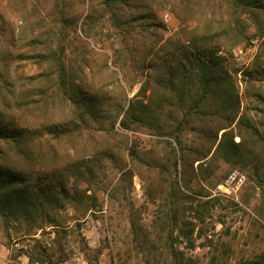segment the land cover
Instances as JSON below:
<instances>
[{"label":"rangeland","instance_id":"1","mask_svg":"<svg viewBox=\"0 0 264 264\" xmlns=\"http://www.w3.org/2000/svg\"><path fill=\"white\" fill-rule=\"evenodd\" d=\"M112 6L110 11L103 0H0V113L32 129L49 124L76 128L59 138L33 135L23 143L24 155L12 143H0V165L32 174L31 184L42 169H58L69 192L99 202L84 214L64 201L56 212L46 207L31 211L32 219L0 213V264H27L17 250L31 246L39 233L25 232L38 224L47 245H62L66 258L60 264H88L89 258L97 264H168L165 214L176 203L174 190L180 217L195 220L191 204L207 208L195 248L174 240L175 248L195 257L196 264L208 263L213 245L228 248L231 264L255 257L264 251V217L258 213L264 211V178L255 174L257 169L264 175V77L254 72L253 62L261 39L241 38L228 49L222 29H231L232 0H118ZM241 18L246 22L243 13ZM245 25L250 35L255 25ZM207 28L219 32V53L238 94L233 140L242 135L246 141L240 145L243 160L235 156L228 162L211 152L201 165H191L197 151L215 147L201 129L211 124L203 112L210 103L192 112L179 141L143 124L126 129L119 121L130 100L146 103L162 93L154 82L140 92L147 74L156 78L150 56L140 59L148 42L155 48L169 43L179 56L192 34ZM61 46L65 65L75 71L73 84L92 96L97 115L58 92L56 67L52 71L44 55L60 52ZM162 63L156 57L154 65ZM173 114L175 121L182 111ZM175 154L183 156L176 158V168ZM199 188L209 195L181 199Z\"/></svg>","mask_w":264,"mask_h":264},{"label":"trees","instance_id":"2","mask_svg":"<svg viewBox=\"0 0 264 264\" xmlns=\"http://www.w3.org/2000/svg\"><path fill=\"white\" fill-rule=\"evenodd\" d=\"M118 0H103L106 8L112 11V5ZM232 24L231 29H222L226 35L228 49L235 48L241 38H258L261 39L258 52L254 57L255 66L254 72L260 73V77H264V0H232ZM242 13L245 16L246 22L241 18ZM66 21V18H63ZM248 26L254 24L255 30L248 35L245 31ZM84 33L87 34L85 28ZM207 28L200 34H192L189 38L188 46L179 56H175L171 50V44L162 43L161 46H156L155 42H148L147 46L142 49V57L146 59L148 56V66L156 71L155 80L152 79L151 72L147 74L140 86V92L152 88V82L157 84L162 93L155 100L150 99L146 103L141 101L130 100L127 108L119 121L121 127L131 129L133 124L147 125L157 131L158 134H172L176 141H179V133L182 131L183 124L188 122V117L192 112H197L203 104L210 103L211 107H206L204 114L209 116V121L206 128H201L207 141H212L214 149L207 148L204 152L197 151V154L192 158L191 165L194 161H202L208 157L215 155L223 158L225 161H235L236 156L243 160V154L240 153V145H244L246 138L241 135L239 141L233 140L232 124L236 119L238 111V94L231 82L230 74L223 63L225 56L220 54L221 44L219 42V32L211 33ZM155 48V49H154ZM60 52L53 50L44 59L51 65L56 67V77L54 82L58 92L75 103L84 105L86 113L90 116L98 114V109L94 106L95 100L91 95L83 94L75 87L74 69L69 65H65L63 60V48ZM151 53V54H150ZM157 58H162V64H155ZM175 60L176 63H172ZM49 72H51L49 70ZM251 72H248V78ZM262 80V78H261ZM184 106L186 107L184 109ZM182 111L179 119L172 120L174 111ZM161 115H164L162 117ZM220 115V122L214 120V116ZM242 118L239 119V122ZM213 125H216L214 128ZM216 123V124H215ZM76 128L60 124H49L36 127L34 129L16 124L5 119L0 113V143H12L20 154H25L23 143L35 137L49 135L52 138H59L69 134ZM79 129V128H78ZM168 131V132H164ZM223 130V131H222ZM221 132L218 138V133ZM255 131L257 129L255 128ZM211 146V147H212ZM3 148L0 147V151ZM212 150V151H211ZM183 158L179 154L174 159V167L177 166L176 158ZM245 163V162H244ZM255 174L259 179L264 178V175L256 169ZM32 174L26 172H18L8 167L0 165V213L5 217L12 216L17 219L20 216L25 218H33V212L46 207L49 211L58 210L64 202H71L74 206L80 208L84 214L86 211L93 212L99 207L98 200H82V197L76 191L69 192L62 181L61 174L58 169H42L35 176L33 183L30 179ZM220 181V180H219ZM220 183V182H218ZM175 194V195H174ZM176 198V203L171 205L166 212L167 226L169 227L167 238L164 242L165 253L169 257L168 264H196L195 257L187 256L182 249L173 246L174 240L178 243H184L186 249H194L196 239L203 234L202 224L204 222L207 208L198 205H192L191 209L195 211L194 219L180 217L178 215L177 199L179 195L173 193ZM207 191L204 188H199L188 194H183V200H199L201 196H207ZM66 198L67 200H60ZM210 199V198H208ZM206 199V200H208ZM94 206V207H91ZM30 208V209H29ZM33 211V212H31ZM260 212L264 217V211ZM7 219V218H6ZM52 222L55 220H51ZM56 227V223L50 224ZM174 232H176L174 234ZM39 236L32 237L34 242L29 248H19L17 254H24L27 257V264H60L66 258L63 247L58 244L55 249L45 243L43 235L45 230L41 225H37L33 232L26 229L25 235ZM10 239L7 240V246L10 245ZM55 240H52V244ZM213 251L210 253L207 264H231L228 260V248L220 245H213ZM94 259H97L95 256ZM88 264H97L96 260L89 258ZM236 264H264V251L258 253L253 258L243 259Z\"/></svg>","mask_w":264,"mask_h":264}]
</instances>
